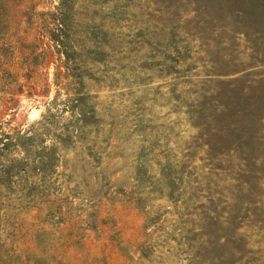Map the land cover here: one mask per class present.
Wrapping results in <instances>:
<instances>
[{
    "label": "rangeland",
    "instance_id": "374dc122",
    "mask_svg": "<svg viewBox=\"0 0 264 264\" xmlns=\"http://www.w3.org/2000/svg\"><path fill=\"white\" fill-rule=\"evenodd\" d=\"M0 264H264V0H0Z\"/></svg>",
    "mask_w": 264,
    "mask_h": 264
}]
</instances>
